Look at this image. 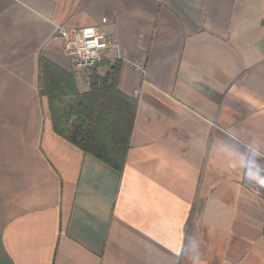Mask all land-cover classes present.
<instances>
[{
	"label": "crops",
	"instance_id": "crops-1",
	"mask_svg": "<svg viewBox=\"0 0 264 264\" xmlns=\"http://www.w3.org/2000/svg\"><path fill=\"white\" fill-rule=\"evenodd\" d=\"M58 26L117 45L120 173L52 131L38 59L89 88ZM262 180L264 0H0V264H264Z\"/></svg>",
	"mask_w": 264,
	"mask_h": 264
},
{
	"label": "trees",
	"instance_id": "trees-1",
	"mask_svg": "<svg viewBox=\"0 0 264 264\" xmlns=\"http://www.w3.org/2000/svg\"><path fill=\"white\" fill-rule=\"evenodd\" d=\"M105 65L104 75L98 74ZM118 63L96 66L87 92L77 89L72 72L38 59L37 86L46 99L52 131L101 163L120 173L130 147L137 102L118 90Z\"/></svg>",
	"mask_w": 264,
	"mask_h": 264
},
{
	"label": "built area",
	"instance_id": "built-area-1",
	"mask_svg": "<svg viewBox=\"0 0 264 264\" xmlns=\"http://www.w3.org/2000/svg\"><path fill=\"white\" fill-rule=\"evenodd\" d=\"M51 40L60 44L62 53L72 62L73 71L87 82L96 66L107 61V54L118 57V48L114 40L97 27L58 26ZM134 67L141 70L137 65Z\"/></svg>",
	"mask_w": 264,
	"mask_h": 264
},
{
	"label": "clouds",
	"instance_id": "clouds-1",
	"mask_svg": "<svg viewBox=\"0 0 264 264\" xmlns=\"http://www.w3.org/2000/svg\"><path fill=\"white\" fill-rule=\"evenodd\" d=\"M260 183L262 186H264V180H262ZM191 247L194 250H197L199 246L197 244H192ZM179 253L181 256H183L185 254V246L183 245V242H181V244H180ZM193 261H194V264H205V262L200 260L199 255H195L193 257Z\"/></svg>",
	"mask_w": 264,
	"mask_h": 264
}]
</instances>
